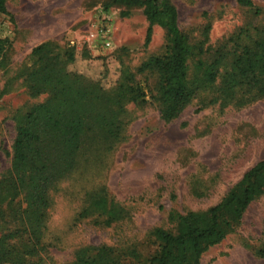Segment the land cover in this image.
Masks as SVG:
<instances>
[{"label":"rangeland","instance_id":"obj_1","mask_svg":"<svg viewBox=\"0 0 264 264\" xmlns=\"http://www.w3.org/2000/svg\"><path fill=\"white\" fill-rule=\"evenodd\" d=\"M109 1L7 0V11L0 14V37L6 40L0 60V179L11 166L18 127L49 96H33L24 82L35 47L53 42L63 59L74 53L67 69L98 82L123 108L120 139L94 147L98 140L59 184L46 220L44 264H73L82 248L103 246L123 263L146 264L158 250L155 229L175 232L178 214L208 211L264 159V97L249 102L243 91L224 93L221 78L200 90L177 119L161 118L153 97L156 78L139 67L165 53V30L155 25L147 43L144 11L132 8L124 16L123 6L106 8ZM173 2L180 28L195 48L191 78L198 76V61L211 62L217 52L227 57L222 72L229 70L241 47L260 37L254 29L264 28V0H253L254 7L238 0ZM102 23L110 28V49L89 40ZM132 84L145 94L137 101L127 92ZM100 191L124 208L122 220L79 216L89 195ZM17 226L0 221V235ZM200 264H264V191L226 238L204 252Z\"/></svg>","mask_w":264,"mask_h":264},{"label":"trees","instance_id":"obj_2","mask_svg":"<svg viewBox=\"0 0 264 264\" xmlns=\"http://www.w3.org/2000/svg\"><path fill=\"white\" fill-rule=\"evenodd\" d=\"M238 3L254 7L253 0ZM114 5L124 7V16L132 8L144 11L149 22L147 43L155 25L165 30V53L150 57L139 67V72L156 78L153 97L165 122L177 119L200 90L212 87L220 78L224 93L243 91L249 102L264 97V28L254 29L260 37L241 47L229 70L222 72L227 57L217 52L211 62L199 60L198 76L191 78L189 61L195 48L180 28L173 0H111L106 8ZM6 11L7 0H0V14ZM54 48L53 42L35 47L34 63L23 73L33 96H49L35 104L18 127L11 166L0 179V221L10 219L15 225L18 223L15 230L0 235V264H44L46 220L59 184L73 174L80 157L88 155L86 149L98 140L94 147L102 141L111 146L121 137V103L108 97L98 82L67 69L66 63L74 60V53L66 52L63 59ZM5 49L6 40L0 37V60ZM198 49L203 51L202 47ZM127 92L133 101L145 95L134 84L127 86ZM263 191L264 159L208 211L178 214L175 232L155 229L158 250L146 264H200L204 252L226 238ZM21 199L23 205L16 206ZM87 203L79 214L82 218L97 213L112 223L125 217L124 208L102 191L90 194ZM115 256L106 246L82 248L73 264H126Z\"/></svg>","mask_w":264,"mask_h":264},{"label":"built area","instance_id":"obj_3","mask_svg":"<svg viewBox=\"0 0 264 264\" xmlns=\"http://www.w3.org/2000/svg\"><path fill=\"white\" fill-rule=\"evenodd\" d=\"M89 40L93 42L98 41L104 49L112 48L109 25L107 23L98 25L95 30L90 31Z\"/></svg>","mask_w":264,"mask_h":264}]
</instances>
